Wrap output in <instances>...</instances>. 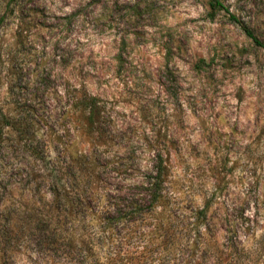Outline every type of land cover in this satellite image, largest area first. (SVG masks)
<instances>
[{"label":"rangeland","instance_id":"374dc122","mask_svg":"<svg viewBox=\"0 0 264 264\" xmlns=\"http://www.w3.org/2000/svg\"><path fill=\"white\" fill-rule=\"evenodd\" d=\"M222 1L229 10L212 14L209 0H0V106L21 100L31 134L52 136L64 157L95 150L70 110L76 90L97 96L110 166L126 155L135 170L163 152L183 192L214 203L219 260L264 264V48L238 22L264 41V0ZM25 186L11 198L30 209L41 194ZM150 233L116 232L107 246L148 249L144 264L215 263L190 247L194 237L171 253ZM17 239L0 264L63 258L38 232Z\"/></svg>","mask_w":264,"mask_h":264},{"label":"trees","instance_id":"16d2710c","mask_svg":"<svg viewBox=\"0 0 264 264\" xmlns=\"http://www.w3.org/2000/svg\"><path fill=\"white\" fill-rule=\"evenodd\" d=\"M209 6L212 14L229 10L222 0H209ZM238 22L264 48V41ZM76 91L70 110L72 123L95 150L70 152L64 157L54 155L52 136L44 139L36 132L31 134L34 130L25 114L29 110L21 100L12 102L13 108L0 106V258L16 253L17 234L24 230L38 232L45 247L64 254L56 264H144L148 249L135 256V252L107 245L113 243L116 232H151L153 245L162 251L175 252L181 249L182 238L194 237L190 242L194 251L213 253L214 264H229L227 259L219 260L211 243L210 232H217L218 220L212 215V200L205 198L199 204L196 199L201 194L187 196L171 159L163 152L155 154L148 165L137 160L135 170L127 166L126 155L119 158L121 164L110 166L99 150L108 137L100 100L85 90ZM22 186L36 188L41 194L30 209L11 198ZM91 232L104 234L101 238ZM99 239L108 250L99 247ZM176 260L172 264H181Z\"/></svg>","mask_w":264,"mask_h":264}]
</instances>
